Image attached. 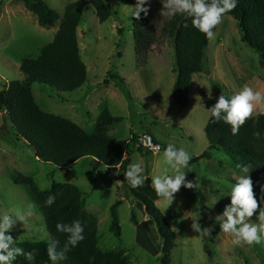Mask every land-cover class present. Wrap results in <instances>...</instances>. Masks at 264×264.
<instances>
[{
	"label": "rangeland",
	"instance_id": "obj_1",
	"mask_svg": "<svg viewBox=\"0 0 264 264\" xmlns=\"http://www.w3.org/2000/svg\"><path fill=\"white\" fill-rule=\"evenodd\" d=\"M43 1L59 15L53 26H40L23 0H0V90L4 82L24 79L19 69L22 60L39 55L40 49L52 40L65 6L77 0ZM109 2L113 14L108 19L100 21L88 5L78 27L80 55L87 67L84 84L70 92H56L34 82L30 88L36 103L89 134L94 133L96 120L104 109L121 118L109 127L111 138L124 140L132 135L152 134L162 149L151 154L142 148V152L134 151L124 162L127 169L131 163H140L150 179L162 170L167 144L184 148L192 157L206 151L207 158L191 160L184 169L186 180L196 181L201 185L199 189L182 186L167 209L161 198L155 201L175 234L170 264H264V246H234L232 237L221 232L218 224L210 238L200 236L190 227L191 218H198L199 214L202 228L214 224L219 215L215 201L224 198L234 184L231 181L242 174L225 152L208 149L207 108L196 97L200 90L206 95L211 90L212 99L221 94L230 97L244 85L264 94V65L257 53L241 41L235 20L225 14L209 40L203 70L191 78L188 103L179 104L172 96L173 40L164 31L169 18L161 15L160 0H150L148 18L153 24L154 40L146 63L140 66L134 54L129 6L119 0ZM115 73L123 81L110 78ZM263 111L264 104H259L252 116ZM105 167L90 157L80 158L66 168L40 160L17 137L8 114L0 111V213L36 205L28 222L22 225L18 221L10 233L17 239V246L21 240L49 239L38 205L30 199L26 188L13 180L22 174L32 177L41 189H49L53 183H69L83 192L86 211L97 219L98 246L102 250H122L131 264H160L161 241L145 206L132 201L123 170ZM248 175L251 177L250 172ZM117 200L120 236L109 230L110 207Z\"/></svg>",
	"mask_w": 264,
	"mask_h": 264
},
{
	"label": "trees",
	"instance_id": "obj_2",
	"mask_svg": "<svg viewBox=\"0 0 264 264\" xmlns=\"http://www.w3.org/2000/svg\"><path fill=\"white\" fill-rule=\"evenodd\" d=\"M23 1L26 9L36 16L40 26H53L59 19L58 13L43 0ZM119 2L128 6L135 4V0ZM88 5L92 6L100 21H105L113 14L109 0H77L68 3L52 40L40 49L36 58L22 60L19 69L24 79L1 84L0 111L8 114L17 137L44 162L66 168L80 158L90 157L109 169L120 168L126 172L124 162L128 156L134 151L142 152L143 149L135 146L136 135L124 140L110 137L109 127L118 123L121 118L113 117L104 109L96 120L94 133L89 134L71 120L41 109L30 88L32 83L39 82L54 88L56 92H70L84 84L87 67L80 55L78 27ZM226 15L235 20L241 41L257 53L259 62L264 65V0H239L236 8ZM185 23L188 27L184 26ZM164 31L173 40L174 48L175 80L172 96L179 104L184 105L188 103V88L192 76L203 70L210 39L193 28L190 20L185 21L180 15L169 18ZM131 34L136 63L140 66L146 63L147 53L154 40V28L148 14L145 16L141 13L139 19L132 17ZM110 78L123 81L117 73ZM199 95L207 109L216 102V99H208L201 90ZM205 136L208 149L225 152L237 170H240L238 165L249 168L253 190L261 198L264 207V111L248 118L236 135L231 133L229 125L222 121L213 123L208 118ZM207 157L208 153L204 151L192 160ZM13 180L23 185L30 199L38 205L49 235L48 240L26 241L18 245L25 251L35 250V264H51L47 255L49 241H59L57 251H60L67 240V234L58 232L56 224H70L75 220H80L84 225L85 239L71 248L66 253L67 258L58 264H131L122 250L105 251L98 246L97 219L86 211L83 192L75 185L53 183L49 189H41L30 176L17 174ZM235 181L233 179L231 182ZM125 184L129 187L132 201L141 202L154 223L161 241L160 264H170L175 234L169 219L155 204L159 197L151 186V179L146 177L144 185L138 188H131L126 178ZM49 196H55V202L51 206L45 203ZM228 203V197L222 198L215 204L216 211L220 214ZM119 204L120 201L117 200L110 207L109 230L117 236L121 233L117 214ZM252 220L255 221L256 217ZM14 264H28V261L19 256Z\"/></svg>",
	"mask_w": 264,
	"mask_h": 264
},
{
	"label": "clouds",
	"instance_id": "obj_3",
	"mask_svg": "<svg viewBox=\"0 0 264 264\" xmlns=\"http://www.w3.org/2000/svg\"><path fill=\"white\" fill-rule=\"evenodd\" d=\"M160 2L163 6L161 15L168 18L180 15L185 21L190 20L193 28L205 34L208 39H212L213 29L221 23L225 14L236 8L239 0H160ZM149 5L150 0H135L134 6H129L128 17L139 19L141 13L146 16ZM129 22L131 23L130 20ZM184 26L188 27V24L185 23ZM207 95L208 99H212L211 90ZM197 98L200 101L203 99L200 96ZM259 104H264V94L244 85L230 97L221 94L215 104L207 109V113L213 123L222 121L229 125L231 133L236 135ZM162 158V170L151 178V186L167 209L175 199L174 194L178 193L182 186L185 189L196 190L201 185L196 181L186 180L187 172L184 169L190 166V161L193 159L187 150L169 143L163 150ZM238 167L242 174L236 178L226 196H223L228 197L229 203L224 206L219 215L215 216L214 224L202 228L199 214L198 218H191L190 227L200 236L210 238L215 224H218L221 232L232 237L231 243L234 246H264V207H262L261 198H258L253 190V181L248 175L249 168L245 165H238ZM144 172L145 169L140 163H131L128 166L124 176L131 188L144 185L146 180ZM54 202L55 196H49L45 203L51 206ZM35 210L36 205L29 204L27 210L15 207L7 213H0V264H14L19 256H23L28 264H35V250L25 251L24 248L17 246V239L10 234L18 221L22 222V225L26 224ZM254 216L255 221L252 220ZM56 230L67 234V240L60 251H57L59 241H49L47 255L51 264H58L59 261L65 260L66 253L85 239L84 225L80 220L70 224L59 222L56 224ZM22 242L21 240L20 243Z\"/></svg>",
	"mask_w": 264,
	"mask_h": 264
},
{
	"label": "built area",
	"instance_id": "obj_4",
	"mask_svg": "<svg viewBox=\"0 0 264 264\" xmlns=\"http://www.w3.org/2000/svg\"><path fill=\"white\" fill-rule=\"evenodd\" d=\"M135 146L141 147L151 154H156L162 149L161 144L154 141L152 136L148 133L136 136Z\"/></svg>",
	"mask_w": 264,
	"mask_h": 264
},
{
	"label": "water",
	"instance_id": "obj_5",
	"mask_svg": "<svg viewBox=\"0 0 264 264\" xmlns=\"http://www.w3.org/2000/svg\"><path fill=\"white\" fill-rule=\"evenodd\" d=\"M97 164H99L100 162H98L97 160H94ZM109 169V168H108ZM146 209V208H145Z\"/></svg>",
	"mask_w": 264,
	"mask_h": 264
},
{
	"label": "crops",
	"instance_id": "obj_6",
	"mask_svg": "<svg viewBox=\"0 0 264 264\" xmlns=\"http://www.w3.org/2000/svg\"><path fill=\"white\" fill-rule=\"evenodd\" d=\"M0 16H2V13L0 14ZM57 30V29H56ZM108 131H109V129H108ZM122 183V182H121Z\"/></svg>",
	"mask_w": 264,
	"mask_h": 264
}]
</instances>
